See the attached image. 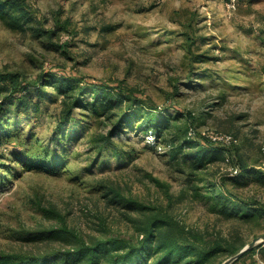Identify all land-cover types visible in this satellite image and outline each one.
Listing matches in <instances>:
<instances>
[{"label":"rangeland","instance_id":"obj_1","mask_svg":"<svg viewBox=\"0 0 264 264\" xmlns=\"http://www.w3.org/2000/svg\"><path fill=\"white\" fill-rule=\"evenodd\" d=\"M26 1L39 20L25 31L10 26L12 10L0 14V72L37 85L26 92L35 109L7 108L0 123V264L99 242L106 261L221 264L264 235V183L252 174L264 171V0ZM56 18L69 24L51 45L29 28ZM51 73L137 101L110 118L75 108L61 125ZM157 216L183 236L179 258L140 250ZM260 245L233 264H264Z\"/></svg>","mask_w":264,"mask_h":264},{"label":"trees","instance_id":"obj_2","mask_svg":"<svg viewBox=\"0 0 264 264\" xmlns=\"http://www.w3.org/2000/svg\"><path fill=\"white\" fill-rule=\"evenodd\" d=\"M7 10H12L15 14L10 15L9 24L13 28H18L21 31L26 30V23L32 20H39V17L36 15V11L32 8L31 5L27 3L26 0H0V14H6ZM55 28L52 30H46L40 28L38 25H31L33 35L42 37L44 36L49 41L51 45V39L57 31L63 29L69 24V21H65L63 28H61L59 18L55 19ZM39 21L37 22V24ZM109 27H104L103 30H106ZM50 84L55 87V90L62 97V119L60 121L61 125L64 124L69 118H71L73 110L75 108H82L85 110H92L100 115L105 116H116L118 110L123 108L126 100L129 102L137 101L135 97H132L130 91L123 90L119 88L118 85L113 86L105 83H91L83 82V80L73 77L71 75L60 74V73H51ZM56 75V76H54ZM48 85V83H46ZM37 89V85H32L25 81L22 76L18 73H2L0 72V123L5 114V110L10 107H15L19 110H32L35 109L32 106V101L26 95V92L30 90V87ZM133 101V102H134ZM69 102V103H68ZM113 114V115H112ZM110 118V117H109ZM156 124L159 122V117L150 118ZM123 120H125V115L121 116V119L112 127L110 134L116 130L115 127L121 125ZM159 124V123H158ZM201 157V156H199ZM253 176L257 178L258 181L264 183V171L262 170H253ZM259 214H264L261 211H258ZM172 225V222L169 218L166 217H152L149 220V227L157 228L158 235L155 233V229L146 228L143 233L142 239L140 240L141 248L143 252H147L152 248H161L166 249L168 253L173 251L177 253V257H180L182 252L181 249H184L182 246L185 244L183 242V236H175L172 234V231H168L164 228ZM260 245L259 247H261ZM216 246L211 245L204 250L199 249L201 252L202 258L199 260L201 263L204 260H207L211 254L215 251ZM264 248V246H263ZM109 250L108 244L106 243H96L94 246H84L83 249L79 251L66 252V253H54L48 254V256L36 258L31 257L27 258L25 256L12 255L9 257H4L1 259V263L6 264L15 263V264H98L101 256L105 258L106 264H127V259L132 261L134 264L133 256L131 252L126 253L125 255H119L116 258L106 261V253ZM253 250V249H252ZM252 250L245 253L251 252ZM198 251V252H199ZM239 250H236V253ZM240 257L237 261H239ZM236 261V262H237ZM108 262V263H107Z\"/></svg>","mask_w":264,"mask_h":264},{"label":"water","instance_id":"obj_3","mask_svg":"<svg viewBox=\"0 0 264 264\" xmlns=\"http://www.w3.org/2000/svg\"><path fill=\"white\" fill-rule=\"evenodd\" d=\"M262 244L264 245V235L254 238L251 242L247 243L243 248L237 251L235 254L224 260L221 264H233L245 253L252 250L255 246Z\"/></svg>","mask_w":264,"mask_h":264},{"label":"built area","instance_id":"obj_4","mask_svg":"<svg viewBox=\"0 0 264 264\" xmlns=\"http://www.w3.org/2000/svg\"><path fill=\"white\" fill-rule=\"evenodd\" d=\"M235 0H232V2H234ZM218 139H222V138H218Z\"/></svg>","mask_w":264,"mask_h":264}]
</instances>
